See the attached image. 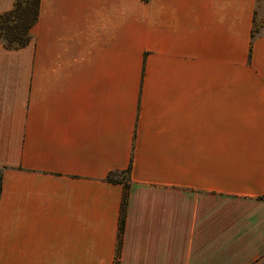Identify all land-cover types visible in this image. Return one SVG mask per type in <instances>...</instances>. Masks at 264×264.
Listing matches in <instances>:
<instances>
[{
    "label": "crops",
    "instance_id": "obj_1",
    "mask_svg": "<svg viewBox=\"0 0 264 264\" xmlns=\"http://www.w3.org/2000/svg\"><path fill=\"white\" fill-rule=\"evenodd\" d=\"M15 0H0V15ZM259 0H41L0 42V264H264Z\"/></svg>",
    "mask_w": 264,
    "mask_h": 264
},
{
    "label": "trees",
    "instance_id": "obj_2",
    "mask_svg": "<svg viewBox=\"0 0 264 264\" xmlns=\"http://www.w3.org/2000/svg\"><path fill=\"white\" fill-rule=\"evenodd\" d=\"M41 0H15L12 10L0 15V42L9 51L26 48L33 40L32 30L38 20ZM131 165L123 172L111 173L107 180L111 184L123 185L122 215L118 235L116 263L120 256L122 236L125 228V215L130 189ZM2 176L0 173V192ZM264 199V198H263Z\"/></svg>",
    "mask_w": 264,
    "mask_h": 264
},
{
    "label": "rangeland",
    "instance_id": "obj_3",
    "mask_svg": "<svg viewBox=\"0 0 264 264\" xmlns=\"http://www.w3.org/2000/svg\"><path fill=\"white\" fill-rule=\"evenodd\" d=\"M255 21V31L259 32L260 30H264V0H259V7L256 11Z\"/></svg>",
    "mask_w": 264,
    "mask_h": 264
}]
</instances>
